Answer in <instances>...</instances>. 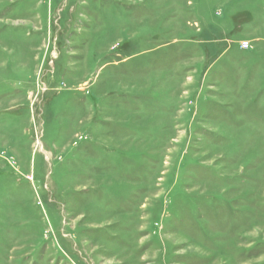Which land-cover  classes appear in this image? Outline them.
I'll return each mask as SVG.
<instances>
[{
	"label": "rangeland",
	"instance_id": "1",
	"mask_svg": "<svg viewBox=\"0 0 264 264\" xmlns=\"http://www.w3.org/2000/svg\"><path fill=\"white\" fill-rule=\"evenodd\" d=\"M0 264H264V0H0Z\"/></svg>",
	"mask_w": 264,
	"mask_h": 264
},
{
	"label": "built area",
	"instance_id": "2",
	"mask_svg": "<svg viewBox=\"0 0 264 264\" xmlns=\"http://www.w3.org/2000/svg\"><path fill=\"white\" fill-rule=\"evenodd\" d=\"M247 47H248V44L242 45V48H247Z\"/></svg>",
	"mask_w": 264,
	"mask_h": 264
}]
</instances>
